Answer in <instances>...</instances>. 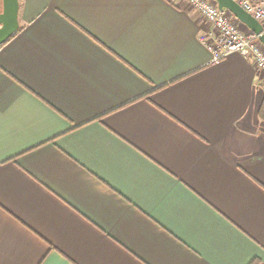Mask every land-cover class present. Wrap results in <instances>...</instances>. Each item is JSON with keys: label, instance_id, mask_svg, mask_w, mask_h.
<instances>
[{"label": "crops", "instance_id": "1", "mask_svg": "<svg viewBox=\"0 0 264 264\" xmlns=\"http://www.w3.org/2000/svg\"><path fill=\"white\" fill-rule=\"evenodd\" d=\"M19 1L0 47V264H264L253 63L213 62L183 0Z\"/></svg>", "mask_w": 264, "mask_h": 264}, {"label": "built area", "instance_id": "2", "mask_svg": "<svg viewBox=\"0 0 264 264\" xmlns=\"http://www.w3.org/2000/svg\"><path fill=\"white\" fill-rule=\"evenodd\" d=\"M183 1L197 10L214 30L212 36L202 39L213 56V62L239 54L253 63L264 76V46L257 36L250 31H244L234 16L227 10H220L214 0ZM234 1L257 19L264 29V0Z\"/></svg>", "mask_w": 264, "mask_h": 264}, {"label": "water", "instance_id": "3", "mask_svg": "<svg viewBox=\"0 0 264 264\" xmlns=\"http://www.w3.org/2000/svg\"><path fill=\"white\" fill-rule=\"evenodd\" d=\"M220 10L229 11L234 18L250 32L258 37L264 46V29L260 22L246 12L234 0H214ZM20 1L3 0V10L0 13V47L15 36L20 28L19 22Z\"/></svg>", "mask_w": 264, "mask_h": 264}, {"label": "rangeland", "instance_id": "4", "mask_svg": "<svg viewBox=\"0 0 264 264\" xmlns=\"http://www.w3.org/2000/svg\"><path fill=\"white\" fill-rule=\"evenodd\" d=\"M3 10V0H0V13L2 12Z\"/></svg>", "mask_w": 264, "mask_h": 264}]
</instances>
